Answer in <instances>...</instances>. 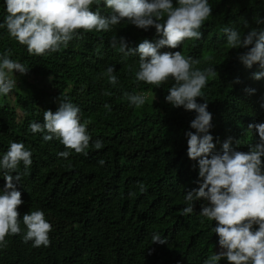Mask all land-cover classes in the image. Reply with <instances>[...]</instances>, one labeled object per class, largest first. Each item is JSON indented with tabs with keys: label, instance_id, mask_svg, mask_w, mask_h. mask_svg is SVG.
<instances>
[{
	"label": "trees",
	"instance_id": "16d2710c",
	"mask_svg": "<svg viewBox=\"0 0 264 264\" xmlns=\"http://www.w3.org/2000/svg\"><path fill=\"white\" fill-rule=\"evenodd\" d=\"M172 2L175 6L176 0ZM208 3L212 11L200 29L202 37L160 51H179L200 61L195 68L215 69L216 76L202 89L213 117L214 151H222V143L232 137V147L247 152L259 142L248 125L264 123V78H253L264 69L258 64L246 68L238 55L247 49L226 47L221 29L232 28L242 36L251 28L264 29V23L255 22L264 21V0ZM92 10L103 16L111 13L103 0ZM6 15L5 0H0V24ZM113 36L124 37L130 49L145 39L161 38L154 27L145 31L122 21L108 32L80 30L67 47L36 56L10 38L6 27L0 28V55L10 51V59L29 71L13 75V101H0V159L10 142L23 143L32 153L27 171L21 162L13 173L21 176L16 185L23 201L18 208L21 232L6 237L0 264H204L220 251L212 230L216 222L199 215L207 201H195L193 213L182 214L185 194L199 187L198 163L187 156L185 135L194 131L190 122L196 113L166 102L174 81L159 87L135 82L139 58L130 55L124 60L118 45H110ZM109 66L115 67V86L101 75ZM124 92L143 93L145 104L130 107ZM65 98L80 108L81 123L88 122L91 137L87 155L72 151L67 160L58 156L66 150L58 140L44 141L43 133L29 130L32 122L43 124V112L55 113ZM96 140L102 141L101 149L93 146ZM101 159L103 166L98 164ZM140 183L145 185L143 192ZM4 185L0 175V190ZM130 192L135 195L130 197ZM35 210L43 211L52 225L48 246L33 247L23 240V215ZM155 235L166 243H153Z\"/></svg>",
	"mask_w": 264,
	"mask_h": 264
},
{
	"label": "clouds",
	"instance_id": "9594fccd",
	"mask_svg": "<svg viewBox=\"0 0 264 264\" xmlns=\"http://www.w3.org/2000/svg\"><path fill=\"white\" fill-rule=\"evenodd\" d=\"M99 0H5L7 15L0 28L7 29L10 38L27 47L29 55L42 56L55 53L77 35L85 32H108L122 21L147 31L154 27L161 37L155 42L147 39L135 49L128 48L124 37L113 36L110 45L123 54L124 60L130 55L138 56V70L135 82L161 86L169 80L174 81L165 97L173 108H184L196 113L187 131V156L198 163V189L187 191L184 196L186 207L182 214L194 211V202L203 198L200 216L215 221L212 229L218 236L220 251L207 257L204 264H218L226 259L228 264H264V123L249 124L248 130L254 129L259 142L249 147L247 152L232 147L233 138L228 137L222 143V151L215 152L216 145L210 134L212 114L207 110L208 102L203 99L202 89L209 77H215L214 68L203 70L195 68L200 63L192 57H185L181 52H161L163 48L176 49L186 39H200L204 22L211 15L208 0H103L111 10L110 15L103 16L92 6ZM256 24L264 23L256 19ZM226 35V47L244 48L247 51L238 55V60L248 69L259 65L264 69V29L251 28L243 36L237 30L223 27ZM11 52L0 55V95H8L16 86L15 73L26 75L29 71L24 64L10 59ZM123 62V61H122ZM115 67L109 66L101 75L107 77L108 83H118ZM254 79L264 78V72L254 74ZM239 82V81H237ZM254 92V89H246ZM112 95L110 91L103 93ZM197 98L204 103H198ZM129 106L142 107L146 102L143 93H123ZM106 109L110 105L105 104ZM43 124L32 122V133H43L44 141L54 138L65 151L58 156L67 160L72 151L87 155L91 137L87 131V121L81 123L80 108L68 101L60 100L56 112H43ZM239 145L241 140H236ZM96 149L103 143L96 140ZM32 153L23 143L10 142L9 148L0 159V175L5 185L0 190V248L7 246L6 237L18 235L22 205L21 192L17 190L21 176L18 173L21 162L25 172L32 164ZM105 164L103 159L98 161ZM141 192L145 185H138ZM135 193L130 192L129 196ZM26 232L25 243L31 241L33 247L48 246L52 225L45 219L41 210L30 211L23 215ZM203 223V221H201ZM257 226V227H254ZM153 243L165 244L159 235L153 236Z\"/></svg>",
	"mask_w": 264,
	"mask_h": 264
},
{
	"label": "rangeland",
	"instance_id": "374dc122",
	"mask_svg": "<svg viewBox=\"0 0 264 264\" xmlns=\"http://www.w3.org/2000/svg\"><path fill=\"white\" fill-rule=\"evenodd\" d=\"M13 97H14V95L12 94V92H10L6 98H4V95H0V101L3 100V99H5L9 103H11L13 101L12 100Z\"/></svg>",
	"mask_w": 264,
	"mask_h": 264
}]
</instances>
